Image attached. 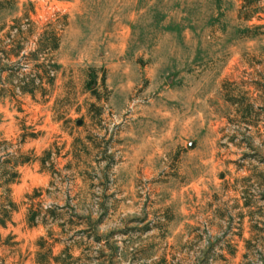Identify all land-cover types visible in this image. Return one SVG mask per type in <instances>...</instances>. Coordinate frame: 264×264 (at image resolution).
Returning <instances> with one entry per match:
<instances>
[{"label":"rangeland","instance_id":"rangeland-1","mask_svg":"<svg viewBox=\"0 0 264 264\" xmlns=\"http://www.w3.org/2000/svg\"><path fill=\"white\" fill-rule=\"evenodd\" d=\"M250 1L0 0V264H264Z\"/></svg>","mask_w":264,"mask_h":264},{"label":"trees","instance_id":"trees-1","mask_svg":"<svg viewBox=\"0 0 264 264\" xmlns=\"http://www.w3.org/2000/svg\"><path fill=\"white\" fill-rule=\"evenodd\" d=\"M241 1V7L239 12V19L244 21H250L254 12L253 5H251L250 0H240ZM39 41L40 44L38 45V52H34V55H47L51 54L54 51L58 49L59 45V38L56 33L50 32V33H43L39 35ZM42 66V65H41ZM57 68L56 65H52V69L55 70ZM52 73L47 74L49 83L52 82L53 76H51ZM26 93L33 95V90L25 89Z\"/></svg>","mask_w":264,"mask_h":264}]
</instances>
